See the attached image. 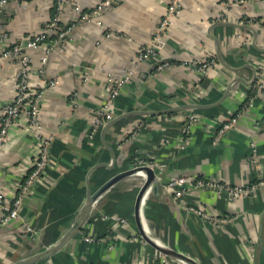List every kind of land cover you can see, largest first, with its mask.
<instances>
[{
  "label": "crops",
  "instance_id": "0c3cea01",
  "mask_svg": "<svg viewBox=\"0 0 264 264\" xmlns=\"http://www.w3.org/2000/svg\"><path fill=\"white\" fill-rule=\"evenodd\" d=\"M73 1L86 12L101 0ZM168 2L114 0L95 20L81 22L73 4H66L59 16L66 34L52 32L42 44L50 49L43 78L35 72L41 49L29 51L34 89L48 80L59 82L44 90L38 115L41 133L53 141L39 185L23 199L19 216L0 228V264L53 248L81 218L87 188L94 192L131 168L136 157L152 162L157 186L146 190L138 220L135 198L144 173L104 190L80 229L49 258L33 264H191L160 249L196 264H264V186L239 199L218 187H196L177 200L163 187L183 176L236 187L264 179V77L251 109L214 139L259 80L264 0H182L155 55L138 60V49L152 42ZM7 9L9 20L0 21V32L17 44L55 12L48 0L8 4ZM207 57L217 66L204 72L194 66ZM162 62L169 64L157 71ZM15 69L11 61H0V103L14 95ZM126 75L128 83L108 109L112 119L89 134L95 112L110 94L107 78ZM190 115L196 120L188 133L184 125ZM138 123L142 129L130 134ZM37 150L35 132L16 123L0 147V191L7 197Z\"/></svg>",
  "mask_w": 264,
  "mask_h": 264
},
{
  "label": "built area",
  "instance_id": "2783aa9c",
  "mask_svg": "<svg viewBox=\"0 0 264 264\" xmlns=\"http://www.w3.org/2000/svg\"><path fill=\"white\" fill-rule=\"evenodd\" d=\"M30 0H0V9L8 4H26ZM53 2L55 12L53 17L39 29L30 38H27L20 44L10 43L8 34L0 32V61L9 60L11 61L15 69L16 88L14 95L3 103H0V147L4 145L7 140L8 133L16 123L22 122L25 127L31 128L36 135L38 150L31 158L29 162V169L18 182L15 187V193L12 196H6L4 191H0V228L7 222L14 220L19 216V211L23 202V199L31 195L35 188L39 185L42 174L48 164L49 151L53 141L52 136L43 135L40 130L39 122V110L43 92L49 87L58 85L57 79L48 80L42 88L34 89L31 84L30 75L32 73V59L29 55V51L41 49L42 53L38 60V66L35 72L43 78L44 76V65L47 62L50 49L48 47H42L52 32H56L58 37H63L66 33L59 26V16L62 9L66 4H73L75 12L78 13V21H90L95 20L98 14L110 7L114 0H101L98 4L92 7L89 11L82 12L77 4L73 0H48ZM182 0H169L166 12L161 19L158 32L152 39V42L144 48L138 49L137 59L146 60L150 55H155L154 48L162 42L161 37L165 34L167 28L171 24L172 17L177 12L181 5ZM110 33H106L105 37L109 38ZM246 42H243V45ZM168 62H162L156 65V70L160 71L166 66ZM194 66L199 67L203 72L210 69L211 67L217 66V62L214 58H203L199 62L194 63ZM259 80L257 84L248 93L247 97L240 104L238 109L233 113L231 118L226 122L222 123L215 132V140H218L228 130L232 129L237 120L254 104V91L260 87L261 78L264 77V64L259 68ZM129 76H123L119 78H113L109 76L107 82L109 84L110 94L104 104L95 112L94 117L91 120L89 126V134L94 133L97 128L104 125L106 122L112 119L111 112L108 111L109 106L112 104V99L117 96L119 90L128 83ZM196 118L194 115H190L185 121V131L189 133L190 126L195 122ZM143 127L142 123H138L130 128V134L138 133ZM132 167L146 165L153 167L152 162L144 160L139 157L134 158L131 163ZM256 186H264V179L260 180L256 185L246 186H230L229 184L217 185L211 180L200 179L196 177H175L169 179L164 184V189L172 194L174 200L179 199L191 188L196 187H218L224 190L228 195L235 199L242 198L249 194L252 189ZM190 211L203 215V210L198 207L191 206L188 208ZM119 219V218H117ZM122 221V220H120ZM26 231H30L29 226H25ZM88 241L94 239L86 238Z\"/></svg>",
  "mask_w": 264,
  "mask_h": 264
},
{
  "label": "water",
  "instance_id": "95a60500",
  "mask_svg": "<svg viewBox=\"0 0 264 264\" xmlns=\"http://www.w3.org/2000/svg\"><path fill=\"white\" fill-rule=\"evenodd\" d=\"M7 6L8 5H6L5 7L0 9V21L2 22V25L7 24L8 20H9V16L7 15L8 14ZM217 57L219 59V62L222 65H225L223 63V61L220 59V57L218 56V54H217ZM255 78H256V75L251 80V82H250L251 85L255 82ZM160 113H162V112H159L158 114H160ZM114 162H115V158H113V161L110 164L111 168H109V169L113 168ZM105 166H106V164H105ZM137 172H142L145 174L144 182L141 185V187H140V189L136 195V198H135V214H136V218L138 220L139 207L143 201L146 190L149 187H152V189L154 191L157 189V186L154 185L155 184L154 183L155 175L153 173V170L146 165L132 167V168L117 172L116 174L112 175L109 179H107L103 184H101L94 192H91L90 188H87V198H86L85 210L83 211V214H82L81 218L78 220V222L75 223V225L71 228L72 232H68L59 242H57L55 244V246L53 248H50V249L46 250L45 252H43V253H41V254L33 257V258L19 260L15 264H33L35 262L42 261V260L49 258L57 249L61 248V246L69 239V235H72L74 230L80 229L81 225L86 222V220L89 218V216L91 214L93 203L95 202L97 197L104 190H106L107 188H109L111 185L115 184L119 180L126 178V177H129L131 175H134ZM149 243L152 246H154L155 248L160 249L153 242L149 241ZM160 250H162L167 255H174V256L181 258V259H183V260H185L191 264H196L195 262H193V260H191L190 258H188L187 256H184L182 254H178V253H175V252H173L171 250H167V249L166 250L160 249Z\"/></svg>",
  "mask_w": 264,
  "mask_h": 264
},
{
  "label": "bare ground",
  "instance_id": "6f19581e",
  "mask_svg": "<svg viewBox=\"0 0 264 264\" xmlns=\"http://www.w3.org/2000/svg\"><path fill=\"white\" fill-rule=\"evenodd\" d=\"M136 174H142V172H137Z\"/></svg>",
  "mask_w": 264,
  "mask_h": 264
}]
</instances>
